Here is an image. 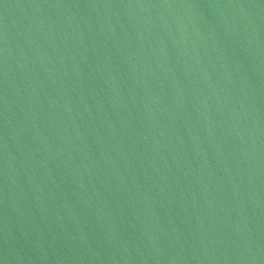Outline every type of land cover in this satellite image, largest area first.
<instances>
[{
	"label": "water",
	"instance_id": "95a60500",
	"mask_svg": "<svg viewBox=\"0 0 264 264\" xmlns=\"http://www.w3.org/2000/svg\"><path fill=\"white\" fill-rule=\"evenodd\" d=\"M0 264H264V0H0Z\"/></svg>",
	"mask_w": 264,
	"mask_h": 264
}]
</instances>
